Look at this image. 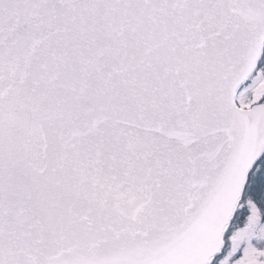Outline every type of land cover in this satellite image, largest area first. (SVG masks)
I'll return each instance as SVG.
<instances>
[{"label": "snow or ice", "instance_id": "1", "mask_svg": "<svg viewBox=\"0 0 264 264\" xmlns=\"http://www.w3.org/2000/svg\"><path fill=\"white\" fill-rule=\"evenodd\" d=\"M0 264H264V0H0Z\"/></svg>", "mask_w": 264, "mask_h": 264}]
</instances>
